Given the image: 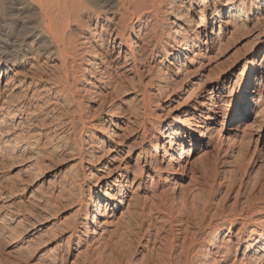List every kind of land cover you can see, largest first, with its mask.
<instances>
[{
    "label": "bare ground",
    "instance_id": "1",
    "mask_svg": "<svg viewBox=\"0 0 264 264\" xmlns=\"http://www.w3.org/2000/svg\"><path fill=\"white\" fill-rule=\"evenodd\" d=\"M197 14L199 17L195 19ZM262 20L264 0H0V160L7 158L13 148L10 141L4 140L9 128L13 129V124L7 125L16 116L29 114L30 101L42 96L39 88L44 94H51L73 108L66 125L68 133L74 134L77 142L74 145L80 153L75 172L55 190L48 191L43 183L38 185L41 192L45 189L42 195L49 198L74 199L78 193L82 196L77 202V218L66 231L68 235L64 251L68 257L60 249L61 253L53 258L54 261L58 259L59 264H69V258L74 256L70 264H83L89 259L91 251H97L94 246L99 244L105 233L100 232V227L114 219L116 212L126 204L128 190L125 183L130 182L131 193L136 190L151 192L160 202H167L166 191L159 190L161 182H179L178 188L188 173L191 175L189 179L192 177V167L199 161V156H196L198 152L194 153V150L199 146L202 154L207 153L205 150L211 147L214 125L219 117L225 123V130H228L226 139L237 141L242 136L247 126L242 120L249 116L251 104L257 108L260 93L264 92V83L262 87L255 83L264 75V56L256 62L254 58L257 53H251L253 56L251 61H246L243 79L227 114L221 109L225 85L218 81L209 85L210 89L204 90L196 80L200 75L198 70L211 60L210 55L216 45L221 54L223 46L219 42L225 35L230 33L229 36H237L243 31L248 33ZM135 27L137 32L131 39ZM261 34L264 35V29ZM107 36L112 39V48L124 52L122 73L135 74L139 89L134 92L126 110L109 108L101 117H97L99 124L92 125V132L88 135L85 130L91 124L83 112L84 102L97 101L110 84L108 74L111 67L103 57V52L106 54L104 42ZM30 54L31 57L25 58ZM39 56L53 64L55 73L52 77L37 75V72L33 74L29 70V74L24 73L23 79H19L16 69L27 65V60L34 61ZM252 60L254 65H251ZM37 68L41 71L40 65ZM142 78L146 79L144 84ZM3 79H6L4 85L1 83ZM23 83L28 86L19 95L16 91ZM31 86L36 89L29 90ZM185 88L190 92L183 105L172 109L169 121H159L155 108H160L161 99L154 95L160 96L171 90V95L161 101L164 105L171 96H179ZM5 92H11L10 97L3 98L1 94ZM51 104L56 105L55 102ZM82 132L87 137L92 136L94 143L83 139ZM46 141L51 142L49 136ZM143 144H147L148 148ZM27 148L33 154H38L34 153L33 145L29 144ZM86 150L87 153H83ZM135 151L138 152L135 166L132 167L126 158H130ZM107 152H114V155L105 159V170L97 169L102 175L95 176V163ZM107 201H110V206L105 215ZM206 203L207 200L202 208L195 205L198 209L189 211L185 207L184 212L197 230L190 234L185 231L179 244L173 239L179 230L171 236L172 229L177 227L172 228L173 206L170 204L169 208L167 203L168 209L163 208L167 218L163 219L164 224L160 222L161 218L155 216L144 229L148 235L144 244L146 253H153L155 242L160 240L159 230L167 226L173 238L166 234L170 238L166 243L165 239L164 243L172 251L174 245H180L178 253L168 252L169 264H264V199L249 204L246 202V206L241 207L236 198L231 209L221 207L212 216ZM104 215L106 221L99 222ZM158 219L159 224L163 225L159 226L160 229L153 222L158 223ZM238 224V247H234L231 228ZM151 225L155 226L151 230L153 233H149ZM200 230L205 232V236L203 243L198 245L197 232ZM1 231L0 236L3 234ZM75 239V247L72 248ZM111 257H106L104 261L100 257L101 263L121 264ZM149 257L152 258L148 256V260ZM159 259L149 263L165 264ZM126 262L131 264L130 259Z\"/></svg>",
    "mask_w": 264,
    "mask_h": 264
},
{
    "label": "rangeland",
    "instance_id": "2",
    "mask_svg": "<svg viewBox=\"0 0 264 264\" xmlns=\"http://www.w3.org/2000/svg\"><path fill=\"white\" fill-rule=\"evenodd\" d=\"M198 17L199 15L197 14L195 19ZM263 21L256 28L250 27L251 31L248 33L243 31L242 35L229 36L230 33L225 35L223 40L219 42L220 46H223L221 54L218 51L219 46L216 45L215 50L210 55L211 60L206 62L202 69L198 70L200 75L196 81L202 84L204 90L210 89L209 85H213L218 81L225 85L224 96L221 101V109H223L224 114H227L231 110L232 99L238 91V85L243 79L247 66L246 61H251V57L253 56L251 53H257V57L254 58L256 62H259L264 56V35L261 34L264 29ZM136 32L137 27L132 31L130 35L131 39H134ZM105 39L104 50H106V54L103 52V57L111 67L108 74V80H110L108 83L112 84H109L106 91L103 90L104 95L94 103L88 104V102H84L83 112L91 124L85 130L86 133L84 132L88 135L92 132L91 126L99 124L97 117H101L104 114L103 112L109 110V108H116L119 111L126 110L129 106L128 104L131 103L130 99L133 97L134 92L139 89L138 77L135 74L128 75L122 73L121 63L124 52L119 51L118 48H112V39L108 38V36ZM31 56L32 54L26 55L25 58ZM39 57L34 61L31 59L27 60V65L25 64L16 69L17 74L20 75L19 79L23 75L29 74V70L33 74L37 72V75L42 76L43 74L49 77L51 75L52 77L55 73L53 64L48 60L45 61V57ZM252 64L254 65V60H252ZM39 65L41 66V71L37 68ZM31 67L33 68L31 69ZM142 81L144 84L146 79L142 78ZM5 82L6 79H3L2 85ZM255 83H257V86L261 84L262 87L264 75L260 81L257 79ZM26 86L28 85L23 83V86L16 93L20 95L23 92L22 90L25 91L27 89ZM99 86L101 87L100 84ZM31 88L36 89V87L31 86L29 90ZM40 89L38 91L42 93V96L40 99L36 98L30 101L29 112L27 111L29 114H20L18 115L19 117L16 116L10 121L7 127L13 124L14 130L12 128L10 130L9 128L8 133L4 137V140L10 141L13 144V148L7 158L0 160V218L2 217L0 219V229L1 227L3 228L1 229L3 231L0 230L3 233L0 236V264H59V260L54 261L53 258L58 257L61 250L67 258L68 256L64 251L68 235L66 231L69 225H72L73 221L76 220L75 217L77 218L78 203L80 202V197H82L77 192L79 197L76 195L74 199H53L47 195L43 196L45 189L41 192L40 188H38L39 183H43L48 191L60 187L68 176L75 172V166L78 162V157H80V153L74 145L77 143L76 138H74V134L68 133L66 125V121L70 118L73 108L68 107L67 104L64 105L62 100L54 98L51 94L49 96L48 94H44ZM189 92L190 90L186 91V88L185 90L182 89L179 96H171L170 100L164 105L161 104V101L171 95V90L160 96L154 95L155 98L161 99L160 108H155L159 121L163 119L169 121L172 109L181 107L186 101ZM10 93L5 92L1 95L3 98L10 97ZM53 102L56 105L51 104ZM85 103L87 104L85 105ZM256 106L257 108L251 104L252 110L249 112V116L242 120L247 126L237 141L226 139L228 130L224 128L225 123L221 121L222 118H218L217 124L214 125L215 131L213 130L212 133L211 147L205 150L207 153L202 154L198 150L200 149L199 146L194 150V153L196 151L199 153L196 154V156H199V161L193 167L191 166L194 171L190 178L191 180L189 179L191 175L188 173L185 181L181 183V187L176 188L179 182L177 184H171L172 182L170 181L161 182L159 190L163 189L166 191L167 202H160V200L151 195V192L143 193L135 191V187L132 190L136 194L131 193L129 191L131 186L128 185L130 182L125 183L128 190L126 200L129 202L127 203L126 201L124 207H121L116 212L114 219L108 221L107 225L100 227V232L104 231L105 233H103L99 244H95L94 246V249L97 247L98 253L97 251H91L90 254L93 255L89 254V259L85 260L83 264H102V259L104 261V259L111 256L121 264H127V259L131 260V264H148L149 261L151 263L154 259L159 258H162L161 260L165 264H169L168 252L172 253L174 251V253H178L180 245H174L173 251L169 250L171 247L168 248L169 246L165 244L167 238H170L179 230L178 234H175L176 237H171L176 240L175 243L179 244L185 231L190 234L192 231L197 230L190 223L191 220L188 219L186 211L198 209L199 207L202 208V205L207 200L208 212L212 216V213L219 212L221 207L231 209L236 198L241 207H245L251 201L258 202L260 199H264V92L260 93ZM57 108L58 110H56ZM106 126L108 127V124ZM121 128L124 129V127ZM84 133H81V137H84L83 139H86V141L94 143V138L92 136L87 137ZM48 136L49 141L51 139L50 143L46 141L48 140ZM29 144L33 145L34 153L38 152L37 155L27 150V145ZM143 147L148 148V145L143 144ZM137 152L135 151L130 158H126L132 167L135 166ZM83 153H87V150ZM112 155H114V152H107L103 158L97 159L94 166L97 172H93L95 176L102 175V172L100 173L98 170L104 169L105 159H109ZM185 155L186 153L182 157L183 164L186 159ZM131 180L132 178L128 181ZM93 184H95V179L93 180ZM149 184L150 181L148 182ZM136 197L137 199H135ZM186 197L187 199L185 200ZM77 198H79L78 201ZM170 204L173 206L172 210L174 211H171L173 214H171V217L173 216L172 228L177 227L172 229L171 236L168 227L166 226V228L162 224H159L160 222L164 224V220L167 219L163 208H167L168 206L170 208ZM109 206L110 201H107L104 209L105 215L108 213ZM185 207L187 210L184 212ZM176 213L179 214L177 215ZM105 215L99 222L106 221L107 217ZM155 216L159 219L161 218L160 222L159 219L157 220L158 223L153 221L156 223L155 226H158L157 228L159 226L163 227H160L161 231L159 230L160 240L155 242L154 249H152L153 253L148 255L144 247L148 235L144 229L150 225L148 221L150 219L154 220ZM239 224L231 228L233 230H231V233L233 234L234 247H238L236 239L240 229ZM155 226L152 227L151 225L152 229H149V233H153L151 230H154ZM163 228L164 230H162ZM4 230L6 233H4ZM79 230L82 231L81 226H79ZM204 236L205 232L203 230L197 232L198 245L203 243ZM75 242L76 239L71 245L72 248L75 247ZM101 254L102 256L104 255L103 258ZM147 255L152 258L149 257L148 260ZM155 256L157 258H153ZM100 257L102 258L101 260ZM73 260L74 256L69 258V264Z\"/></svg>",
    "mask_w": 264,
    "mask_h": 264
}]
</instances>
